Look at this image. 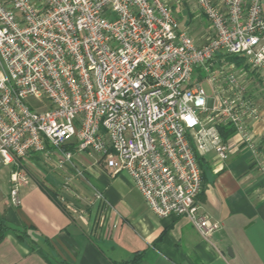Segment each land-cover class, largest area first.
<instances>
[{
    "label": "built area",
    "instance_id": "built-area-1",
    "mask_svg": "<svg viewBox=\"0 0 264 264\" xmlns=\"http://www.w3.org/2000/svg\"><path fill=\"white\" fill-rule=\"evenodd\" d=\"M190 2L208 23L201 43L165 0H0V170L10 168L11 204L28 181L25 161L68 184L83 175L75 154L87 152L126 173L155 215L186 217L208 235L220 224L196 202L199 158L242 147L264 178L249 89L264 87L262 0ZM221 126L233 133L223 138Z\"/></svg>",
    "mask_w": 264,
    "mask_h": 264
},
{
    "label": "crops",
    "instance_id": "crops-1",
    "mask_svg": "<svg viewBox=\"0 0 264 264\" xmlns=\"http://www.w3.org/2000/svg\"><path fill=\"white\" fill-rule=\"evenodd\" d=\"M199 15L185 23L201 43L208 23ZM249 89L261 109L250 127L263 156L264 87L251 83ZM251 160L242 147L222 160L212 150L199 158L203 184L196 202L220 224L208 235L186 217L155 215L132 179L111 175L94 154H75L83 175L68 184L37 158L25 161L28 181L16 206L4 166L0 217L13 229L0 241V264H264V178ZM96 191L104 203L92 201ZM24 233L23 239L17 235Z\"/></svg>",
    "mask_w": 264,
    "mask_h": 264
},
{
    "label": "rangeland",
    "instance_id": "rangeland-1",
    "mask_svg": "<svg viewBox=\"0 0 264 264\" xmlns=\"http://www.w3.org/2000/svg\"><path fill=\"white\" fill-rule=\"evenodd\" d=\"M166 3L168 4V8H170L172 10V12L174 13V15L176 16L177 21L180 24V27L183 28L185 31L188 30V25L185 23L186 20H190L189 22H192V16H196L199 15L198 11H196L192 6L190 0H165ZM200 17L202 15H199ZM203 17V16H202ZM188 22V24H189ZM189 34H191L193 36V34L189 30L187 31ZM194 38L197 37L193 36ZM26 104L30 105V106H39L41 108L47 107V101L46 100H40V99H36L34 97H29L26 99ZM5 168V167H3ZM4 173L1 174L2 175V179L0 181V186L2 190H5V182H6V171H4V169L2 170Z\"/></svg>",
    "mask_w": 264,
    "mask_h": 264
},
{
    "label": "trees",
    "instance_id": "trees-1",
    "mask_svg": "<svg viewBox=\"0 0 264 264\" xmlns=\"http://www.w3.org/2000/svg\"><path fill=\"white\" fill-rule=\"evenodd\" d=\"M231 60H235V57H228ZM237 60V59H236ZM220 131H221V136H223V138H227L229 137V135H231L233 133L232 129L230 127H220ZM9 229H13L11 227H9L4 220L0 217V241L2 240V238L4 237L3 235L9 230ZM18 237L20 239H23L24 237H27V235L24 234H17Z\"/></svg>",
    "mask_w": 264,
    "mask_h": 264
},
{
    "label": "clouds",
    "instance_id": "clouds-1",
    "mask_svg": "<svg viewBox=\"0 0 264 264\" xmlns=\"http://www.w3.org/2000/svg\"><path fill=\"white\" fill-rule=\"evenodd\" d=\"M201 103H203V102H201Z\"/></svg>",
    "mask_w": 264,
    "mask_h": 264
}]
</instances>
